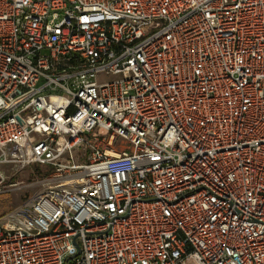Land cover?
I'll use <instances>...</instances> for the list:
<instances>
[{
  "label": "built area",
  "instance_id": "built-area-1",
  "mask_svg": "<svg viewBox=\"0 0 264 264\" xmlns=\"http://www.w3.org/2000/svg\"><path fill=\"white\" fill-rule=\"evenodd\" d=\"M32 164L0 264H264V0H0V193Z\"/></svg>",
  "mask_w": 264,
  "mask_h": 264
},
{
  "label": "rangeland",
  "instance_id": "rangeland-1",
  "mask_svg": "<svg viewBox=\"0 0 264 264\" xmlns=\"http://www.w3.org/2000/svg\"><path fill=\"white\" fill-rule=\"evenodd\" d=\"M45 170V166L32 164L26 166L23 170H21L17 175L13 177L12 180L21 181L25 184V186L21 185L15 189L0 193V218L8 210L19 206L29 197L38 193V191L41 189V186H39V184L37 183H34V181L41 178L42 173L45 172Z\"/></svg>",
  "mask_w": 264,
  "mask_h": 264
}]
</instances>
